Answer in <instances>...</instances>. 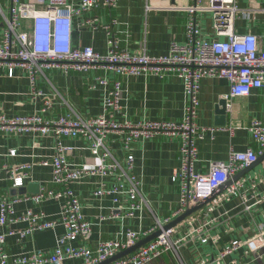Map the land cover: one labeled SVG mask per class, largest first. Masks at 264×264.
<instances>
[{
	"label": "built area",
	"instance_id": "obj_1",
	"mask_svg": "<svg viewBox=\"0 0 264 264\" xmlns=\"http://www.w3.org/2000/svg\"><path fill=\"white\" fill-rule=\"evenodd\" d=\"M118 1L78 0L77 4H73L68 0H9L8 16L4 18L0 39V67L5 68L9 75L15 69L24 71L30 83V96L41 100L42 107L28 116L7 118L0 114V133L17 135L35 132L43 137H51L54 139L55 154L38 162L41 166L51 168L50 187H40L34 195L0 197V226L25 223L24 229L9 230L8 233L16 235L20 241L34 232L56 226H62L65 232L57 239L51 253L31 251L20 255H10L6 251L5 235L0 234V264H63L69 260L100 264L158 230L161 233L156 239L109 264H149L167 254L183 264L180 251L184 246L193 242L217 243L218 237L210 234L216 218L208 215L222 202L240 196L245 209L250 210L251 206L247 204L249 200H253L254 205L264 200V194L259 196L256 193L259 187L264 189V174L245 182L238 179L213 198L210 205L202 208L207 207L205 213H201L200 209L175 227L163 230L187 208L210 197L218 187L254 164L264 153L263 118L252 120L247 127L252 142L257 146L256 150L247 148L243 152H236L231 149L226 162H211L203 173L195 171V164L199 161L197 142L203 140L206 131L215 130L200 127L196 123L201 81L218 78L228 83L229 91L221 97L226 109L231 108L233 99L247 97L254 90L264 92V41L251 32L239 34L234 29L237 18L264 13V7L255 4V0H250L251 7L244 10L238 7L237 0H188L189 5L183 8L187 15L185 42H172L165 55L151 57L145 53L131 54L120 48L115 31L117 20L101 24L93 14L101 8L107 11L116 9ZM204 11L212 14V30L216 39L211 41L200 38L197 14ZM76 19L81 20V26L104 31L106 54H99L91 47L80 49L72 46ZM44 70L83 76L91 71L119 77L155 76L165 79L175 76L183 81L186 98L184 116L179 123L150 120L117 122L114 115L120 111L121 83L117 79L99 76L89 89L100 85L107 90L101 115L88 119H72L65 115L45 120L43 115L51 109L58 94L43 93L38 89V77L43 75ZM111 137L118 138L120 142L124 153L121 160H117L106 145ZM158 137L179 142L181 165L172 178L178 184L177 207L146 231L128 230L124 236L99 242L94 247L89 246L91 224L85 219L80 199L70 186L87 177L98 179L92 191L93 196L111 197L114 206L121 211L122 218H136L145 202L141 195L142 183L132 172V148L139 140ZM65 139L84 140L86 148L98 160L97 163H70L67 154L71 149L63 145ZM9 156H15V151H10ZM32 167L33 164H18L10 168L3 166L0 174L6 171L11 188L18 190L31 178ZM247 182L250 183V198L241 195ZM254 191L256 194H253ZM49 201L61 204L55 219L49 220L43 212H34L32 209L20 215L14 210V206L21 202H32L38 207ZM240 249H245V253L251 255L258 264H264V228H259L245 240H231L217 256L200 258L197 264H237L236 261L226 263L224 259Z\"/></svg>",
	"mask_w": 264,
	"mask_h": 264
},
{
	"label": "crops",
	"instance_id": "obj_2",
	"mask_svg": "<svg viewBox=\"0 0 264 264\" xmlns=\"http://www.w3.org/2000/svg\"><path fill=\"white\" fill-rule=\"evenodd\" d=\"M77 4L78 0H68ZM255 4L264 7V0H255ZM242 10L250 8V0H237ZM188 0H119L118 6L112 11L98 9L93 14L101 24L117 20L115 28L119 46L131 54L145 53L151 57L163 56L168 52L172 42H185V25L187 15L184 6ZM9 0H0V39L4 28V18L8 16ZM206 12V11H204ZM199 13L197 18L200 26V38L211 41L216 39L212 30V14ZM198 15V14H197ZM203 17H206L204 19ZM205 20V21H204ZM81 20H74L72 46L74 48L91 47L99 54H106V36L101 28L91 29L80 25ZM27 25V24H25ZM235 32L244 34L251 32L264 41V13L250 14L249 18L239 17L235 21ZM222 39V38H221ZM106 76L121 83L120 111L114 115L117 122L128 120L133 123L150 121L181 122L184 116L186 98L183 81L175 76L160 79L155 76L119 77L104 75L101 71H91L87 75L71 73L63 74L56 70H44L38 77L37 86L43 93L56 92L58 96L49 111L43 117L45 120L56 119L68 115L72 119H88L103 113V101L107 90L96 85L89 89L96 77ZM229 91L228 83L223 79L206 78L201 81L198 93V116L196 123L200 127L215 129L206 131L204 138L197 142L199 161L195 171L203 173L211 162H226L230 150L243 152L247 148L257 149L247 131L252 120L264 118V92L252 91L244 98L232 100L231 108L226 109L225 116L216 113V106L221 97ZM42 107L41 100L30 96V83L27 74L15 69L12 75L0 67V114L13 118L32 115ZM222 118V119H221ZM111 153L121 160L124 153L118 138L107 140ZM63 145L70 148L67 159L72 164H96L97 159L88 150L82 139H65ZM15 151V156H9ZM55 154L54 139L43 137L35 132L17 135L0 133V168L12 167L18 164H33L30 179L25 181L24 193L11 188L8 174L1 171L0 197L12 198L27 195L33 184L40 187H50L51 168L41 166L39 161ZM134 164L132 172L142 183L141 195L144 199L142 211L134 219L122 218V213L112 203L111 197L97 198L93 196L94 186L99 181L94 178H84L72 184L71 190L80 199L82 213L91 224V236L88 245L94 247L97 243L108 241L128 231H146L162 221L177 207L179 201L178 184L173 181V174L179 169V142L176 139L158 137L139 140L132 148ZM264 174V161L253 166L240 179L256 178ZM250 183L244 184L241 195L250 198ZM39 190V189H38ZM248 191V192H247ZM259 196L264 189L256 191ZM255 191L253 194H256ZM246 210L240 196L232 197L220 204L208 217L216 218L210 234L217 236V243L200 244L193 242L180 251L183 264H197L198 259H206L217 254L231 240H245L259 228H264V200L253 204ZM210 205V204H209ZM207 206V205H206ZM61 204L49 201L36 207L32 202H21L14 206L15 213L20 215L27 209L43 212L47 219H55ZM207 208V207H206ZM206 208L201 210L205 213ZM25 223L11 227L0 226V234L5 235V249L10 255H20L31 251L51 253L57 239L65 232L62 226L53 229L34 232L25 240H18L16 235H9V230H21ZM236 261L237 264H258L253 257L245 253V249L237 250L225 257L224 262ZM63 264H82L80 260H69ZM149 264H181L171 255H163Z\"/></svg>",
	"mask_w": 264,
	"mask_h": 264
},
{
	"label": "water",
	"instance_id": "obj_3",
	"mask_svg": "<svg viewBox=\"0 0 264 264\" xmlns=\"http://www.w3.org/2000/svg\"><path fill=\"white\" fill-rule=\"evenodd\" d=\"M216 113L219 116H225L226 114V106H225V101L221 100L218 105L216 106ZM222 119V118H221ZM262 161H264V153L258 157L257 161L252 164L251 166H249L248 168L244 169L243 171H241L240 173H238L235 177H233L232 180L228 181L226 184H224L221 187H218L212 194L210 197L198 202L195 206L193 207H189L186 209V211L180 215L178 218H176L175 220H173L170 224L166 225L163 227V230H168L170 228L175 227L176 225H178L179 223H181L183 220H185L188 216H190L191 214L199 211L200 209H202L204 206H206L207 204H209L213 198H215L217 195H219L220 193H222L226 188H228L233 182L237 181L238 179H240L243 175H245L253 166L261 163ZM32 188L31 192L34 194L38 193V185L37 184H33L32 186H30ZM21 192L24 193L25 189H18ZM161 233L160 230L156 231L155 233L151 234L150 236H148L147 238L137 242L134 246L118 253L117 255H115L113 258L108 259L107 261L100 263V264H109L117 259H120L122 257H125L131 253H133L135 250H137L138 248H140L141 246L147 244L148 242L153 241L154 239L157 238V236Z\"/></svg>",
	"mask_w": 264,
	"mask_h": 264
},
{
	"label": "rangeland",
	"instance_id": "obj_4",
	"mask_svg": "<svg viewBox=\"0 0 264 264\" xmlns=\"http://www.w3.org/2000/svg\"><path fill=\"white\" fill-rule=\"evenodd\" d=\"M205 13H207V14H205ZM203 14H205L206 16H207V15H210V16H211V14H210L209 12H204ZM197 18L199 19V14L197 15ZM203 18L207 20L206 17H203ZM204 21H205V20H204Z\"/></svg>",
	"mask_w": 264,
	"mask_h": 264
}]
</instances>
